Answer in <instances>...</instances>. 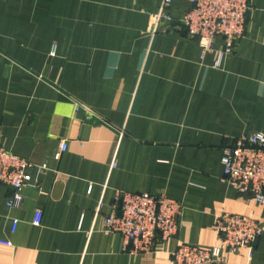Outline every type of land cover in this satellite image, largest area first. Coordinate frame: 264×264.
Here are the masks:
<instances>
[{"label": "crops", "instance_id": "0c3cea01", "mask_svg": "<svg viewBox=\"0 0 264 264\" xmlns=\"http://www.w3.org/2000/svg\"><path fill=\"white\" fill-rule=\"evenodd\" d=\"M161 3L0 0V146L32 165L20 208L0 186V264H171L180 244L216 245L222 213L264 226L221 163L235 139L264 134V0L217 65L222 40L202 55L179 22L188 1L155 24ZM117 193L179 201L177 236L123 251L104 230ZM222 264H264V235Z\"/></svg>", "mask_w": 264, "mask_h": 264}, {"label": "built area", "instance_id": "2783aa9c", "mask_svg": "<svg viewBox=\"0 0 264 264\" xmlns=\"http://www.w3.org/2000/svg\"><path fill=\"white\" fill-rule=\"evenodd\" d=\"M189 8L179 21L187 36L195 39L202 55L213 51L215 40L220 38L223 55L234 53L238 42L247 30L250 0H187ZM172 0H162L153 17L172 22L169 14ZM62 141L57 159L66 150ZM222 181L238 194H248L259 205H264V134L243 135L223 149ZM30 163L0 146V186L10 190L6 206L18 209L23 203V189L28 179ZM183 206L165 194L117 193L111 212L104 219V230L119 235L123 251L146 254L154 251L158 243L177 236ZM40 215L36 216L39 223ZM215 229L217 244L199 247L180 244L171 253V264H222L228 255L240 249H252L264 235V226L258 221L237 214L222 213L217 217Z\"/></svg>", "mask_w": 264, "mask_h": 264}, {"label": "water", "instance_id": "95a60500", "mask_svg": "<svg viewBox=\"0 0 264 264\" xmlns=\"http://www.w3.org/2000/svg\"><path fill=\"white\" fill-rule=\"evenodd\" d=\"M255 245V244H254Z\"/></svg>", "mask_w": 264, "mask_h": 264}]
</instances>
